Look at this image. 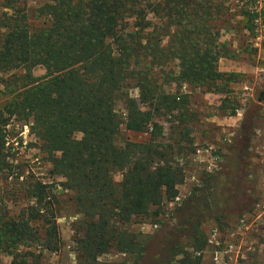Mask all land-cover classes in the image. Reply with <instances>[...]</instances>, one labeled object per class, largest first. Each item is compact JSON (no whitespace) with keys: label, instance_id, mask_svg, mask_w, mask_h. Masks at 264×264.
Segmentation results:
<instances>
[{"label":"trees","instance_id":"obj_1","mask_svg":"<svg viewBox=\"0 0 264 264\" xmlns=\"http://www.w3.org/2000/svg\"><path fill=\"white\" fill-rule=\"evenodd\" d=\"M238 1L235 13L227 0H46L35 11L27 0L2 1L0 72L8 78L0 94L8 96L0 106V172L16 173V183L0 197V253L12 257L10 264L60 251L57 187L72 194L83 217L75 243L84 264L113 251L128 255L119 264H137L146 243L127 226L168 214L165 206L176 201L187 178L180 159L197 150L198 114L191 92L181 88L223 95L225 109L232 85L241 82V73L220 70L221 59L234 57L223 29L237 15L254 33L261 2ZM39 67L46 71L41 78L34 75ZM171 84L179 89L167 91ZM254 115L238 131L247 142L234 150L237 166L250 159ZM13 119L32 121L30 132L62 178L59 185L33 174L21 181L22 167L8 161L6 147ZM163 120L170 124L168 136ZM123 126L147 137L119 145ZM232 166L230 173H206L183 202L189 213L181 227L190 231L191 250L178 247L182 264H202L208 220L225 229L232 218L253 212L248 174ZM7 196L27 206L11 215ZM34 247L38 255L24 250Z\"/></svg>","mask_w":264,"mask_h":264},{"label":"rangeland","instance_id":"obj_2","mask_svg":"<svg viewBox=\"0 0 264 264\" xmlns=\"http://www.w3.org/2000/svg\"><path fill=\"white\" fill-rule=\"evenodd\" d=\"M2 1L0 0V5ZM45 1L27 0L30 10L33 11L41 7ZM227 1L232 5L234 13L242 5L238 0ZM260 2V23L254 33L239 25L240 17L237 15L234 16L231 24L223 29L222 41L230 44L234 57L221 59L220 70L242 74L241 82L232 85V93L229 96L232 103L222 109L223 95L204 93L187 84L181 88L184 92H191L192 108L198 114V120L193 124L197 150L194 154L180 159L181 164L186 167L187 178L179 187L181 199L165 206L168 214L160 217L158 221H155L158 218L151 215L127 226L129 231L140 234L146 243L144 255L137 260V264H182L184 255L176 254L178 247L185 248L188 252L191 250L189 248L190 231L185 230L181 225L182 215L189 213L186 207L182 209L183 202L191 194L193 186L201 185V179L206 176V173H211L205 167L206 161L211 156L219 157L215 172L230 173L232 172L229 170L230 166H237V163L233 164L234 150L239 143L242 145V142L243 144L247 142L238 136V131L243 127L245 119L254 113L255 126L248 149L250 159L244 163L245 165L237 166L233 172L238 174L240 171L242 174H248L246 185L254 189L249 194L255 200V208L253 212L232 218L230 225L225 229H220L213 220H208L204 224L208 245L202 253V264H264V0ZM2 13L3 10L0 7V19ZM2 33L0 29V39ZM171 67L178 71L175 63ZM45 73L46 71L41 67L34 70V75L39 78ZM7 78L8 76L0 72V92L5 89L2 79ZM178 89L176 84L166 87L169 92H176ZM131 95L138 97V91L132 89ZM7 96L8 94H0V106L5 103ZM261 97L263 101H259ZM234 108L235 115L232 114ZM119 110L120 113L123 111L122 106ZM162 122H165L166 136H168L170 124L165 120ZM31 123L32 121L16 119L11 121L7 128V139L10 143L6 146L9 152L8 161L13 165H21L23 175L21 181L24 177L33 174L45 183L59 185L62 178L53 174L52 164L46 160V155L41 152L39 143L30 132ZM25 126H28L27 132ZM146 137L145 134L129 132L123 126L117 137V143L122 145L127 140L138 142ZM77 138H81V135H77ZM193 175L198 177L199 182H191ZM121 179V172H118L115 180L120 182ZM15 183L16 173L0 172V197L5 196L8 187H13ZM56 193L59 198L58 224L63 246L58 253L46 251L37 260L31 257L29 263L84 264L75 243V239L81 236L80 227L83 217L77 213L70 192L57 187ZM4 201L11 215H15L21 208L27 206V201L23 199L14 201L7 196L4 197ZM24 250L37 255L41 251L35 247ZM195 255L199 254L195 253ZM127 257L128 255L113 251L101 256L93 264H119ZM11 261V256L0 253V264H10Z\"/></svg>","mask_w":264,"mask_h":264},{"label":"built area","instance_id":"obj_3","mask_svg":"<svg viewBox=\"0 0 264 264\" xmlns=\"http://www.w3.org/2000/svg\"><path fill=\"white\" fill-rule=\"evenodd\" d=\"M260 23V22H259ZM259 25V24H258ZM25 128H26V132L28 131V126H25ZM14 144H16V145H18V143H14ZM10 145V143H9V140L7 139V143H6V146H9ZM218 160H219V157L218 156H214V157H212L211 156V158L208 160V161H206V165H205V167L207 168V170L209 171V172H214V171H216L217 169H215L216 168V165H217V162H218ZM191 182L193 183V182H199L198 181V177H196V175H193V177L191 178ZM181 198L180 197H178L177 199H176V201H179ZM217 258V257H216ZM218 259V258H217Z\"/></svg>","mask_w":264,"mask_h":264},{"label":"crops","instance_id":"obj_4","mask_svg":"<svg viewBox=\"0 0 264 264\" xmlns=\"http://www.w3.org/2000/svg\"><path fill=\"white\" fill-rule=\"evenodd\" d=\"M214 95V94H213ZM191 99H192V96H191ZM192 102V101H191Z\"/></svg>","mask_w":264,"mask_h":264}]
</instances>
